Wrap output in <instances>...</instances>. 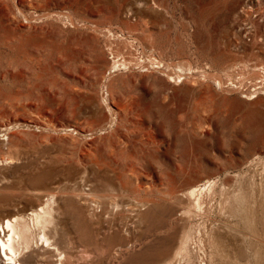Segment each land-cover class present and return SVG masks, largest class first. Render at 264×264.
Returning a JSON list of instances; mask_svg holds the SVG:
<instances>
[{"label": "rangeland", "instance_id": "374dc122", "mask_svg": "<svg viewBox=\"0 0 264 264\" xmlns=\"http://www.w3.org/2000/svg\"><path fill=\"white\" fill-rule=\"evenodd\" d=\"M262 68L264 0H0V217L50 194L68 264H264ZM205 178L201 213L172 199Z\"/></svg>", "mask_w": 264, "mask_h": 264}, {"label": "bare ground", "instance_id": "6f19581e", "mask_svg": "<svg viewBox=\"0 0 264 264\" xmlns=\"http://www.w3.org/2000/svg\"><path fill=\"white\" fill-rule=\"evenodd\" d=\"M139 62L140 63L134 64L138 65L137 70L146 69L147 71L151 69L152 71L164 73L167 78L170 79V81L168 80V83L170 84H181L188 76L182 69H180L179 71L170 72L168 70L170 66L168 64L165 65V63L159 58L157 59L154 57H150L148 61ZM132 66L133 64H131L130 62H126V60L121 61V59H116L111 68L114 71L109 72L108 78H106L107 82H110L109 78L113 73H124L125 71L128 72L132 69ZM260 72L261 77L264 79V68H262ZM189 74L192 75L193 73L190 72ZM200 77H205V75H200ZM218 83L220 85L222 84L220 80L218 81ZM104 87L106 95L102 97V100L108 107V109L112 112L111 115L113 117L111 120L110 128L114 129L118 126L116 132H119V125L123 126L122 119L120 118L119 113L116 110H112L111 104L109 102L111 98H108L109 95L107 84H105ZM254 98L255 97L250 98V100ZM9 130L10 129L7 128L5 129V131L7 132ZM67 130L72 131L70 127H68ZM1 140L8 141V137L6 136V134L2 135ZM12 161L13 158L10 154H6L5 157H0V163L10 164ZM185 187L188 191L185 197L174 195L176 194V192H174V189L172 190L173 192H171L172 199H175V201H181L182 198H185L188 202H193L194 211L201 213L204 208L205 199L208 196L207 193H211L213 187L212 183L206 178L203 180L197 179L193 181H187L185 183ZM89 191L90 189L84 188V190H81V194L73 197L72 201L78 204L84 203L89 205V212H94L93 215H95L96 213L101 212L100 204L102 203V201L101 197L97 193L94 194L92 191ZM122 191H125V188ZM47 196L49 198L45 203L40 206H36V209L32 208L30 212L24 213L23 211L21 212L13 210L8 211L7 214L1 215L0 264H37L38 262H40V260L46 261L45 264H68L66 252L61 251L57 246L58 242L62 240L61 235L64 237L66 236L64 235V230L61 228V221L59 217L60 213L54 206L55 201L53 197L50 194ZM110 205L112 211H118L117 201H111ZM140 205L144 208L142 209L144 210V213L139 214V216L143 214L142 217H144V214H147L148 211H150L151 213L152 209L156 208V206H154V203H150L147 201H142ZM183 245L184 243L183 241H181L180 247ZM180 261L182 260L179 258V262L177 264H180ZM200 263L205 264L203 259L200 261Z\"/></svg>", "mask_w": 264, "mask_h": 264}]
</instances>
